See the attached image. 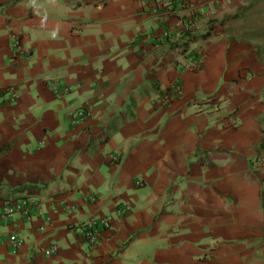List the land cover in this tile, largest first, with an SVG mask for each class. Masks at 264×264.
I'll list each match as a JSON object with an SVG mask.
<instances>
[{"label":"crops","instance_id":"1","mask_svg":"<svg viewBox=\"0 0 264 264\" xmlns=\"http://www.w3.org/2000/svg\"><path fill=\"white\" fill-rule=\"evenodd\" d=\"M247 1L0 0V264H264V91L224 31Z\"/></svg>","mask_w":264,"mask_h":264},{"label":"rangeland","instance_id":"2","mask_svg":"<svg viewBox=\"0 0 264 264\" xmlns=\"http://www.w3.org/2000/svg\"><path fill=\"white\" fill-rule=\"evenodd\" d=\"M236 15L224 21L225 35L247 43L252 49L259 65L251 73L252 84L264 91V0H248Z\"/></svg>","mask_w":264,"mask_h":264},{"label":"built area","instance_id":"3","mask_svg":"<svg viewBox=\"0 0 264 264\" xmlns=\"http://www.w3.org/2000/svg\"><path fill=\"white\" fill-rule=\"evenodd\" d=\"M167 35L168 34L166 33L165 36H167ZM12 45H13V50H14L15 56H17L18 58L21 57L24 59H27L29 57L28 52L26 51L25 48H23L21 42L18 39H16V38L13 39ZM196 57H197V59H196ZM195 59L196 60L194 62H192L191 68L199 69L200 66L202 65L203 58H202V56L196 54ZM54 91L57 92L58 95H62L66 92L65 90L60 89L59 87H54ZM176 95H177V88H175V86H171L169 88V90L166 93H164L163 101H168V99L173 100L176 97ZM13 99L15 100L16 96H14ZM70 117L72 119V122L75 125H79V124L86 122V120L90 117V106L86 104V105L78 108L74 112L70 113ZM262 182L264 184V180H262ZM263 194H264V189H263ZM30 205H33V204H30V202L24 201V202H21L20 207H18V208L23 209V207H26V206L29 207ZM64 208L68 213L74 211V208L71 207L69 204H65ZM6 210H7V212L12 213L11 208H7ZM110 227H111V221L108 218L91 219V220H88V221L80 224L79 226H77V230L86 236L90 245H97L100 241L102 231H104ZM10 242L13 245L14 249H17L24 243V240H23V238L18 237V236H11ZM56 252H57L56 246H53L52 248L49 249V253L54 254Z\"/></svg>","mask_w":264,"mask_h":264},{"label":"trees","instance_id":"4","mask_svg":"<svg viewBox=\"0 0 264 264\" xmlns=\"http://www.w3.org/2000/svg\"><path fill=\"white\" fill-rule=\"evenodd\" d=\"M236 17H237V15L233 16L232 19H233V18H236ZM210 35H211V31H208V32H206L205 34L201 35L200 38H202V39H206V38H208ZM261 123H262V127H263V142H262V144H261V148L264 149V117L261 119Z\"/></svg>","mask_w":264,"mask_h":264}]
</instances>
